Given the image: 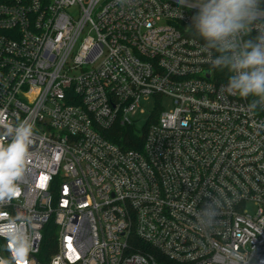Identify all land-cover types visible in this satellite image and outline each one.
Returning a JSON list of instances; mask_svg holds the SVG:
<instances>
[{"label": "built area", "instance_id": "2783aa9c", "mask_svg": "<svg viewBox=\"0 0 264 264\" xmlns=\"http://www.w3.org/2000/svg\"><path fill=\"white\" fill-rule=\"evenodd\" d=\"M193 2L0 0V119L35 133L3 207L32 217L29 264L50 222L48 264H264V111L186 31ZM151 97L171 108L138 129ZM121 128L140 147L120 146ZM209 194L223 203L210 232L194 216Z\"/></svg>", "mask_w": 264, "mask_h": 264}, {"label": "clouds", "instance_id": "9594fccd", "mask_svg": "<svg viewBox=\"0 0 264 264\" xmlns=\"http://www.w3.org/2000/svg\"><path fill=\"white\" fill-rule=\"evenodd\" d=\"M190 6L198 10L186 31L194 41H202L200 51L211 68L228 73L227 91L250 97V112L264 111V0H194ZM254 29L257 34L252 36ZM34 135V125L27 119L16 123L0 119V238L9 253L0 256V264H29L33 250L28 230L32 217L23 212L11 215L3 207L20 197ZM209 197L210 202L194 213L198 226L208 232L219 223L223 207L220 197Z\"/></svg>", "mask_w": 264, "mask_h": 264}, {"label": "trees", "instance_id": "16d2710c", "mask_svg": "<svg viewBox=\"0 0 264 264\" xmlns=\"http://www.w3.org/2000/svg\"><path fill=\"white\" fill-rule=\"evenodd\" d=\"M202 42V41H201ZM116 135L113 136L115 141L122 147L130 148L140 139L142 136L132 128H121L116 130ZM56 237H57V228L53 222L48 223L43 232V240L41 243L40 252L37 255V259L41 264H48L52 255L56 251ZM150 250V249H148Z\"/></svg>", "mask_w": 264, "mask_h": 264}, {"label": "rangeland", "instance_id": "374dc122", "mask_svg": "<svg viewBox=\"0 0 264 264\" xmlns=\"http://www.w3.org/2000/svg\"><path fill=\"white\" fill-rule=\"evenodd\" d=\"M162 108H159L158 105ZM171 108V100L166 97H151L149 100H142L140 104V109L145 111V114L139 113L134 117V122L138 129L145 126L151 118H154L160 110H169ZM139 109V110H140Z\"/></svg>", "mask_w": 264, "mask_h": 264}]
</instances>
